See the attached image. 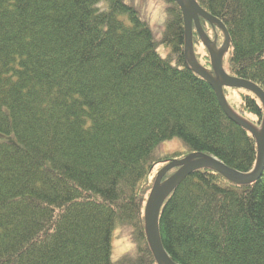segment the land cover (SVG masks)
I'll use <instances>...</instances> for the list:
<instances>
[{
    "label": "trees",
    "instance_id": "obj_1",
    "mask_svg": "<svg viewBox=\"0 0 264 264\" xmlns=\"http://www.w3.org/2000/svg\"><path fill=\"white\" fill-rule=\"evenodd\" d=\"M197 2L229 31L228 72L264 91V0ZM170 3L157 39L127 0H0V264H157L145 214L178 161L255 169L256 138L187 61ZM240 89V110L255 119L235 113L261 129V97ZM120 225L143 248L117 259ZM159 229L179 264H264V171L245 184L192 172Z\"/></svg>",
    "mask_w": 264,
    "mask_h": 264
},
{
    "label": "water",
    "instance_id": "obj_2",
    "mask_svg": "<svg viewBox=\"0 0 264 264\" xmlns=\"http://www.w3.org/2000/svg\"><path fill=\"white\" fill-rule=\"evenodd\" d=\"M175 1L182 9L184 21L186 24V54L189 64L198 74L203 76L211 83L225 112L233 120L244 126L254 135L258 146V159L255 169L247 174L229 167L227 164H225L215 156L203 155L202 157H195L194 155H192L184 160H180L177 162V164L180 165L178 170L171 176H169L164 182H159L155 186L145 214L148 239L158 264H177L171 259V257L164 249L160 236L159 216L161 207L164 204L165 200L181 183V181H183L192 172L203 167L212 168L224 175L229 180L239 184L250 183L258 180L262 176L264 171V116L263 126L259 131L232 110L224 94V86L248 88L252 92L258 94L264 103L263 89L249 80L237 78L233 75H229L225 71L223 67V57L226 50L228 49L230 36L229 31L222 20L203 9L196 0ZM200 16L205 17L210 22L217 23L224 30L225 42L220 49H216L213 41L202 29L199 21ZM193 21L195 22L197 29L201 33L203 42L210 51L213 69L216 76H213L208 70L201 67L195 60V54L193 52L191 42ZM217 77H219V79Z\"/></svg>",
    "mask_w": 264,
    "mask_h": 264
},
{
    "label": "rangeland",
    "instance_id": "obj_3",
    "mask_svg": "<svg viewBox=\"0 0 264 264\" xmlns=\"http://www.w3.org/2000/svg\"><path fill=\"white\" fill-rule=\"evenodd\" d=\"M127 2L136 6L142 17L147 20L150 26L153 28L157 39L162 38V33L164 30L165 22L167 20V9L171 5L170 0H127ZM206 30L210 34L212 38H214L215 32L217 31L215 27L206 23ZM219 38H221L220 30L217 31ZM219 44V43H218ZM219 46H221L219 44ZM194 50L196 52V56H198L199 63L205 65L208 68H212L210 55L206 49V47L201 42L197 32L194 34ZM161 52L163 54L166 53V48L160 47ZM224 66L227 71L229 70V54L226 53ZM209 69V70H210ZM246 94L244 89H238L236 87H227L226 89V97L228 104L234 109L236 112L243 113L246 118L249 120L255 119V116L251 112H241V104L243 101V95ZM180 141V140H179ZM183 147V143L178 140L176 143L172 142L169 144H165L163 150L165 151H173ZM137 248H143L142 240L137 233V229L133 226H124L120 225V228L114 234L113 239V256L121 258L128 253H135Z\"/></svg>",
    "mask_w": 264,
    "mask_h": 264
},
{
    "label": "bare ground",
    "instance_id": "obj_4",
    "mask_svg": "<svg viewBox=\"0 0 264 264\" xmlns=\"http://www.w3.org/2000/svg\"><path fill=\"white\" fill-rule=\"evenodd\" d=\"M217 78H219V77H217Z\"/></svg>",
    "mask_w": 264,
    "mask_h": 264
}]
</instances>
